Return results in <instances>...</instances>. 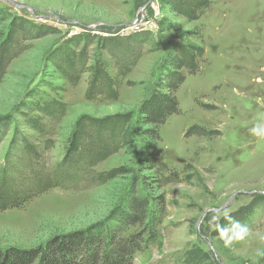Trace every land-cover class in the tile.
Here are the masks:
<instances>
[{"label": "rangeland", "instance_id": "rangeland-1", "mask_svg": "<svg viewBox=\"0 0 264 264\" xmlns=\"http://www.w3.org/2000/svg\"><path fill=\"white\" fill-rule=\"evenodd\" d=\"M11 1L0 0V179L9 169L25 186L37 162L77 168L0 210V248L43 245L133 202L140 220L123 236L142 243L131 264H264V136L251 131L264 122V0H212L193 21L166 0ZM184 33L202 61L155 142L138 107L163 41ZM127 36L129 49L117 40ZM233 220L252 234L225 247L220 230Z\"/></svg>", "mask_w": 264, "mask_h": 264}, {"label": "trees", "instance_id": "trees-1", "mask_svg": "<svg viewBox=\"0 0 264 264\" xmlns=\"http://www.w3.org/2000/svg\"><path fill=\"white\" fill-rule=\"evenodd\" d=\"M166 1L170 13L183 17L186 21L196 20L212 2V0ZM186 33L168 37L163 41L166 53L157 79L148 97L138 107L136 122L150 127L146 129V132L153 133L155 142L158 140L159 126L169 116L180 112L176 98L177 89L183 83L186 74H194L199 70L202 61V47L185 37ZM117 40L118 45L126 49H129L132 43L130 36ZM137 43L136 40L134 49H138ZM73 144H75L74 141ZM154 148L153 144L151 151L156 155ZM79 149L80 146L72 145L71 155L76 158L80 154ZM66 162V165L61 164L53 171L43 169L38 162L34 163L31 169L35 174L34 179L30 178L31 170L29 169L28 174H22L24 181H30L29 184L25 183L27 184L25 186L24 182H12L15 178L8 169L0 179V210L18 207L47 189L70 182L71 177L75 175L72 170L77 166L71 164L72 160ZM129 206L127 210L117 207L105 222L99 221L84 229L55 234L43 245L37 247L0 248V264H131L135 252L141 249L142 238L134 234L123 236L127 225H135L140 220L136 215V213L139 214V210L133 214L129 211L135 209L134 203L131 202ZM145 210L146 206L143 212ZM143 212L142 215L145 218ZM109 221L117 224L108 228Z\"/></svg>", "mask_w": 264, "mask_h": 264}, {"label": "clouds", "instance_id": "clouds-1", "mask_svg": "<svg viewBox=\"0 0 264 264\" xmlns=\"http://www.w3.org/2000/svg\"><path fill=\"white\" fill-rule=\"evenodd\" d=\"M251 131L256 136H264V122L256 124ZM251 234V230L246 224L236 220L232 221L230 228L220 230V236L224 240L225 247H231L235 242L244 240ZM258 239L264 242V234H259ZM255 254L257 257H264V248H257Z\"/></svg>", "mask_w": 264, "mask_h": 264}, {"label": "water", "instance_id": "water-1", "mask_svg": "<svg viewBox=\"0 0 264 264\" xmlns=\"http://www.w3.org/2000/svg\"><path fill=\"white\" fill-rule=\"evenodd\" d=\"M7 1H10V2H12L11 0H7ZM15 4V3H14Z\"/></svg>", "mask_w": 264, "mask_h": 264}]
</instances>
